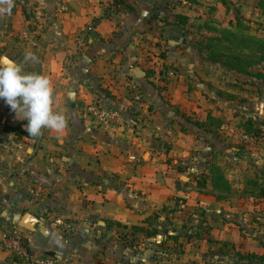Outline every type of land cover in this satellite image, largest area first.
<instances>
[{
	"label": "crops",
	"instance_id": "obj_1",
	"mask_svg": "<svg viewBox=\"0 0 264 264\" xmlns=\"http://www.w3.org/2000/svg\"><path fill=\"white\" fill-rule=\"evenodd\" d=\"M32 2L38 44L46 48L39 70L29 72L50 81L51 110L66 112L65 127L44 128L37 137L16 135L4 126L26 131L27 121L20 123L14 112L2 114L0 221L23 228L35 254L99 264L101 251L113 250L99 246L100 238L114 225L148 223L150 212L166 204L174 181L183 177L181 161L194 158V169L201 172L206 167L196 136L206 140L210 132L185 129L183 114L205 120L208 101L195 99L182 73H165L166 64L181 69L202 62L194 48L197 37L181 34L170 0ZM252 6L256 10L258 1ZM235 15L223 11V26ZM91 103L118 110L121 121L97 122L86 112ZM223 131L228 134L227 127ZM204 198L200 207L209 209L211 201ZM222 238L241 254L249 246L232 228L225 227ZM252 242L248 253L261 255L264 247ZM0 264L20 263L0 248Z\"/></svg>",
	"mask_w": 264,
	"mask_h": 264
},
{
	"label": "rangeland",
	"instance_id": "obj_2",
	"mask_svg": "<svg viewBox=\"0 0 264 264\" xmlns=\"http://www.w3.org/2000/svg\"><path fill=\"white\" fill-rule=\"evenodd\" d=\"M31 1L11 0L10 13L0 11V57L15 61L26 74L39 70L40 51L46 48L38 44L41 39L35 26L38 15L32 8L35 2L28 3ZM257 1L255 10L252 5ZM229 2L170 0L169 6L178 12H174V17L179 21L181 34L197 37L194 38V48L202 62L194 64L193 68L188 64L181 69L166 64L165 69L178 73V76L180 73L184 75V85L194 92L195 99L204 97L208 101L210 115L217 118L212 114L214 112L223 117L218 119L227 127L228 134L223 131L226 127L218 132L217 122L208 123L210 136L206 140L196 136L198 151L205 153L203 172L194 169V158L187 157L181 161L184 163L181 165L183 177L174 181L166 204L150 212L148 223L114 225L108 229V236L100 238L99 246L107 245L113 250L111 253L110 250L107 253L101 251L103 258L99 264H264V258L239 257L236 245L222 238L225 227L232 228L235 233L240 232L249 244L248 251L246 248L243 254L254 248L252 240L262 248L264 244V77L260 75L264 73V61L256 63L257 58L254 59V52H251L258 48V42L241 38L242 44L246 45L242 50L236 38L229 41L230 35L223 33L229 25L223 26L227 20L222 17L223 11L233 15L237 13L234 20L239 25L229 29H233L231 31L237 33L238 38L252 35L264 40V0H246L244 7L238 6L237 2ZM7 3L8 0H0V9L7 8ZM241 11L243 16H240ZM202 26L204 32H200L199 27ZM198 34L201 37L198 38ZM31 41L37 42L32 45V54L37 59L25 61V54L33 48L28 46ZM235 57H243V60L238 61ZM12 112L0 100V117ZM52 112L66 115V112ZM183 115L185 129L204 131L196 125L198 115ZM25 121L20 123L24 125ZM244 130L248 131L246 135L242 133ZM43 133L44 128L41 129ZM190 152L194 157V147ZM208 164L220 166L230 183L229 193L224 195V190H213L209 180L204 185ZM218 194L226 198L216 200ZM200 196L211 201L208 211L200 207ZM136 226L143 227L145 231L135 229ZM154 230L158 231L156 235H153Z\"/></svg>",
	"mask_w": 264,
	"mask_h": 264
},
{
	"label": "clouds",
	"instance_id": "obj_3",
	"mask_svg": "<svg viewBox=\"0 0 264 264\" xmlns=\"http://www.w3.org/2000/svg\"><path fill=\"white\" fill-rule=\"evenodd\" d=\"M11 0L3 12L11 11ZM25 61H35L37 58L31 52L25 54ZM0 100L15 113L18 119L26 120L28 135L37 137L42 128L62 131L65 127L63 115L51 110L50 81L38 74L22 72L15 61L0 57Z\"/></svg>",
	"mask_w": 264,
	"mask_h": 264
},
{
	"label": "built area",
	"instance_id": "obj_4",
	"mask_svg": "<svg viewBox=\"0 0 264 264\" xmlns=\"http://www.w3.org/2000/svg\"><path fill=\"white\" fill-rule=\"evenodd\" d=\"M91 29L90 25L88 30ZM170 72L165 70V73ZM86 112L99 123L121 121L118 110L102 107L98 103L88 104ZM0 248L14 256L20 264H77L71 258L54 253L35 254L22 228L16 224L0 223Z\"/></svg>",
	"mask_w": 264,
	"mask_h": 264
},
{
	"label": "trees",
	"instance_id": "obj_5",
	"mask_svg": "<svg viewBox=\"0 0 264 264\" xmlns=\"http://www.w3.org/2000/svg\"><path fill=\"white\" fill-rule=\"evenodd\" d=\"M113 1H116V3L118 2V0H113ZM174 19H175L176 24L179 23V21L176 19V17H174ZM180 19H182V21L185 20L184 17H180ZM233 20L234 19L229 21V23H228L229 27H227L228 29L227 28L224 29L223 33H227L228 35H230V38H229L230 42L233 41L234 38H236V41L238 40L240 42L242 50H245L246 45L242 44L243 41L241 40V38H244L245 40L248 39L250 41H254L255 43L258 42V48L256 49V47H255L251 52H254V55H253L254 59H255V57L257 58V60L255 61L256 63L263 62L264 61V40H263V38H261V39L260 38H256V37H253L252 35H241V37L238 38V34L234 33L233 31H231L233 29H229V28H232V27H234L236 25L237 26L239 25V22L236 19L234 20L235 23H233L234 22ZM164 21L166 23H170V21L167 20V19H164ZM88 27H87V30H88ZM243 29H245V28H243ZM228 30H230V31H228ZM213 40L221 41L218 38H213ZM160 56L162 58L164 57V54H163L162 51L160 52ZM235 59L238 60V61H242L243 57H235ZM145 73H153V71L146 70ZM260 75L262 77H264V73H262ZM209 122H217L218 127L216 129H219L221 127V125L223 124L221 119L215 118L212 115H210V113H207L205 120H203V121L198 120V123H196V125L198 126V128H202L205 132H211L209 127H207ZM4 130L8 131V132H15L16 135L25 134L27 136H30V135H28L27 131H25V130H23L21 128V126L12 127V126H6L5 125L4 126ZM242 133L246 135L248 133V131L244 130V131H242ZM30 137H32V136H30ZM208 166H209L208 174H207V176L204 175V179H205L204 180L205 181L204 185L206 184V181L209 180V182L211 184V188H213V190H216V191H218V190H222L223 191L224 190V192H223L224 195L226 193H229L231 191V186H230L229 181L225 178V175L223 174L220 166L217 165V164H208ZM263 178H264V175H263ZM224 195H219L218 194V195H216L215 198H216V200L225 199L226 197ZM263 198H264V194H263ZM134 228L135 229H139L142 232L145 231V229H143V227H137L136 226ZM147 232H148V230L146 231V233ZM153 233H155L153 235H156L158 233V231L154 230ZM263 247H264V244H263ZM47 253H51V252H47ZM238 256L241 257V258H244V257H256V258L263 259L264 258V252L261 255H257L255 253H247V254L239 253Z\"/></svg>",
	"mask_w": 264,
	"mask_h": 264
},
{
	"label": "water",
	"instance_id": "obj_6",
	"mask_svg": "<svg viewBox=\"0 0 264 264\" xmlns=\"http://www.w3.org/2000/svg\"><path fill=\"white\" fill-rule=\"evenodd\" d=\"M26 219H32L29 215H26V217H25ZM25 224H27V225H30L29 223H26V222H22L20 225L22 226H24Z\"/></svg>",
	"mask_w": 264,
	"mask_h": 264
}]
</instances>
